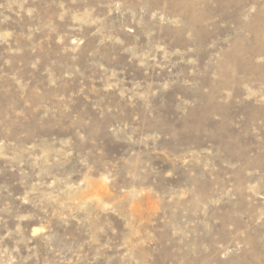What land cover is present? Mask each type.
Wrapping results in <instances>:
<instances>
[{"label":"rangeland","instance_id":"obj_1","mask_svg":"<svg viewBox=\"0 0 264 264\" xmlns=\"http://www.w3.org/2000/svg\"><path fill=\"white\" fill-rule=\"evenodd\" d=\"M0 264H264V0H0Z\"/></svg>","mask_w":264,"mask_h":264}]
</instances>
